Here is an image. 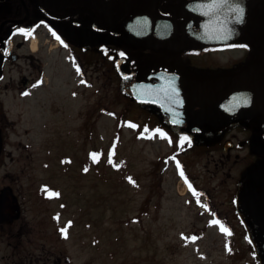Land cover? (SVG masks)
I'll return each instance as SVG.
<instances>
[{
  "label": "flooded vegetation",
  "instance_id": "obj_1",
  "mask_svg": "<svg viewBox=\"0 0 264 264\" xmlns=\"http://www.w3.org/2000/svg\"><path fill=\"white\" fill-rule=\"evenodd\" d=\"M210 2L0 0V264H72L24 220L25 166L8 161L6 96L43 80L44 51L65 52L75 73H113L119 92L191 137L212 189L229 191L227 213L215 211L227 221L258 223L253 234L264 237V0H227L211 11ZM233 5L242 9L239 19L228 10ZM139 81L184 91L185 124L172 123L157 103L137 101L131 85Z\"/></svg>",
  "mask_w": 264,
  "mask_h": 264
},
{
  "label": "rangeland",
  "instance_id": "obj_2",
  "mask_svg": "<svg viewBox=\"0 0 264 264\" xmlns=\"http://www.w3.org/2000/svg\"><path fill=\"white\" fill-rule=\"evenodd\" d=\"M43 53V80L5 103L8 161L25 166L24 220L43 245L72 264L264 263L244 223L215 211L227 213L229 191L212 189L192 140L119 92L113 73H75L65 52Z\"/></svg>",
  "mask_w": 264,
  "mask_h": 264
},
{
  "label": "water",
  "instance_id": "obj_3",
  "mask_svg": "<svg viewBox=\"0 0 264 264\" xmlns=\"http://www.w3.org/2000/svg\"><path fill=\"white\" fill-rule=\"evenodd\" d=\"M129 74L131 73H125L124 75L127 76ZM158 75H160L161 78L162 74L159 73ZM131 89L133 91V96L138 101L155 102L161 105L163 112L169 115L173 123L184 124L187 120L185 106L187 95L184 91L177 93L165 92L161 83L152 86L148 81L134 82L131 85ZM260 214L264 216V212Z\"/></svg>",
  "mask_w": 264,
  "mask_h": 264
},
{
  "label": "snow or ice",
  "instance_id": "obj_4",
  "mask_svg": "<svg viewBox=\"0 0 264 264\" xmlns=\"http://www.w3.org/2000/svg\"><path fill=\"white\" fill-rule=\"evenodd\" d=\"M227 3V0H211V2L207 5V7H208V9L211 11L212 9H217V8H220V7H222V6H224L225 4ZM230 12H232V11H235L236 13H237V16H236V18L237 19H239V13L242 11V9L240 8V6L239 5H233L232 7H229V9H228ZM17 32H19V33H24V34H29L30 33V30L29 29H26V28H18L17 29ZM53 34L54 35H56V33H55V30L53 29ZM57 38L58 39H60V37L57 35ZM61 43H64V41L63 40H61ZM245 47H247V45H245ZM122 55H123V53H121ZM78 68H79V66H77ZM41 81H37V83H40ZM133 126H135V125H133ZM157 131L158 132H160L163 136H167L168 134L166 133V132H164L162 129H157ZM141 135H144V133H141ZM191 139V137H188V136H186V135H182L181 137H180V143H184V141H186V140H190ZM97 153H95V152H93L92 153V156H93V158H96L97 157ZM85 171H87V169H85ZM182 176L184 175V173H183V171H181V173H180ZM129 180H132V178L131 177H129L128 178ZM187 179V178H186ZM132 182L133 183H135V181L134 180H132ZM190 187H191V185H190ZM193 192H195V189H193ZM53 195H58V193H53ZM204 207L205 208H207L208 207V205H204ZM217 223H218V221H216ZM69 223H71V222H69ZM224 231H228L227 229H223ZM62 233H64L65 235H67V232L62 228L61 230H60ZM190 239H196V237L195 236H192V237H190ZM230 250V249H229Z\"/></svg>",
  "mask_w": 264,
  "mask_h": 264
},
{
  "label": "trees",
  "instance_id": "obj_5",
  "mask_svg": "<svg viewBox=\"0 0 264 264\" xmlns=\"http://www.w3.org/2000/svg\"><path fill=\"white\" fill-rule=\"evenodd\" d=\"M250 227H252L251 229L256 230V225L251 224ZM251 237H252V239H253L254 242H258V240L260 239V237H258V236H255V237L251 236ZM259 245H260V247H263L264 248V243H259ZM260 256H261V258H264V253L261 254Z\"/></svg>",
  "mask_w": 264,
  "mask_h": 264
}]
</instances>
